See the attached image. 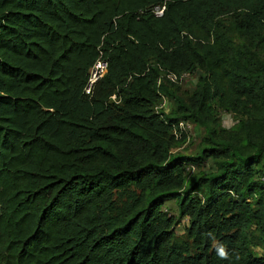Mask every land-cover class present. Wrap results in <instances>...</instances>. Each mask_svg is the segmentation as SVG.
Returning <instances> with one entry per match:
<instances>
[{"label":"trees","instance_id":"16d2710c","mask_svg":"<svg viewBox=\"0 0 264 264\" xmlns=\"http://www.w3.org/2000/svg\"><path fill=\"white\" fill-rule=\"evenodd\" d=\"M254 241L264 0H0V264H264Z\"/></svg>","mask_w":264,"mask_h":264},{"label":"rangeland","instance_id":"374dc122","mask_svg":"<svg viewBox=\"0 0 264 264\" xmlns=\"http://www.w3.org/2000/svg\"><path fill=\"white\" fill-rule=\"evenodd\" d=\"M196 76H187V75H183L181 77V80L178 82V85L180 86V91L184 92L187 91L188 89L192 88L195 82ZM172 107L171 102H167L166 104V109L165 110H169ZM221 117V124L224 127H229L233 124L234 120L232 118V116L228 113L222 112L220 114ZM192 125V124H191ZM189 123L186 126V129L188 132V135L190 136L189 139H187L181 146L177 147L175 149V151H180L183 154H193L197 151V147H198V142L201 138V136L204 135V129L203 128H198V127H192ZM165 207L168 209L169 214H172L174 216L177 215L178 211L176 209V205L174 204V202L169 201L165 204ZM187 221L186 219H182L180 224L176 226L175 228V235L176 237H181L184 234L183 231V224H186ZM252 248L256 251H258L259 253H261L262 251H264V249L261 247V245L256 244V241L253 242L252 244Z\"/></svg>","mask_w":264,"mask_h":264},{"label":"built area","instance_id":"2783aa9c","mask_svg":"<svg viewBox=\"0 0 264 264\" xmlns=\"http://www.w3.org/2000/svg\"><path fill=\"white\" fill-rule=\"evenodd\" d=\"M163 11V7L159 8H155V14L156 15H161ZM105 67H106V62L102 61V60H98L96 61V63L94 64L93 68L90 71V78H89V82L86 86V92L90 91L91 85L104 73L105 71ZM167 78L170 80H176L177 76L174 73H169L167 74ZM167 104V100L166 98L163 97L161 103L158 105V109L159 108H165ZM187 124L183 123V122H179L178 123V127L180 129H182L183 131L186 129ZM173 132L176 134V136L178 135L177 130L174 129Z\"/></svg>","mask_w":264,"mask_h":264}]
</instances>
